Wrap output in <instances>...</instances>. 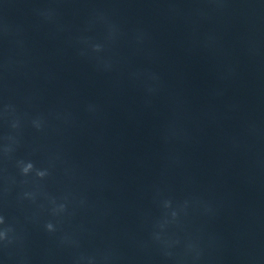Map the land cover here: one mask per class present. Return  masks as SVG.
I'll return each mask as SVG.
<instances>
[{
    "label": "water",
    "instance_id": "water-1",
    "mask_svg": "<svg viewBox=\"0 0 264 264\" xmlns=\"http://www.w3.org/2000/svg\"><path fill=\"white\" fill-rule=\"evenodd\" d=\"M0 217V264H264V0H0Z\"/></svg>",
    "mask_w": 264,
    "mask_h": 264
},
{
    "label": "clouds",
    "instance_id": "clouds-1",
    "mask_svg": "<svg viewBox=\"0 0 264 264\" xmlns=\"http://www.w3.org/2000/svg\"><path fill=\"white\" fill-rule=\"evenodd\" d=\"M97 47H98V46H97ZM31 168H32V164H31V162H29V163H27V164L23 167V171H24L25 173H27V172L29 171V169H31ZM38 175H40V176H44V175H45V172H44V171H39V172H38ZM0 224H3V217H0ZM47 227H48L49 229H51V228L53 227V225H52L51 223H49V224L47 225ZM5 236H6L5 231L0 230V240H3V239L5 238Z\"/></svg>",
    "mask_w": 264,
    "mask_h": 264
}]
</instances>
